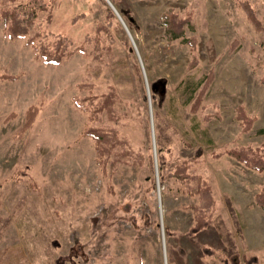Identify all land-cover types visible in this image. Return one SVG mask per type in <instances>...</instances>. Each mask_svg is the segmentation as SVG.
Masks as SVG:
<instances>
[{"label": "rangeland", "instance_id": "rangeland-1", "mask_svg": "<svg viewBox=\"0 0 264 264\" xmlns=\"http://www.w3.org/2000/svg\"><path fill=\"white\" fill-rule=\"evenodd\" d=\"M44 1L53 5L51 20L40 13L30 35L40 29L78 46L112 12L114 43L100 63L76 52L45 65L25 39H6L0 22V76L15 78L0 79V264H246L253 257L264 264V220L251 218L242 194L229 196L218 173L232 188H247L264 214L254 199L264 172L226 154L214 157L264 145V29L254 30L238 0H108L135 51L106 0ZM247 1L264 26V0ZM167 12L190 16L192 29H183L184 38H195L193 52L182 38L167 40ZM209 71L212 82L193 111ZM157 80L165 81L162 101L150 92ZM82 82L95 95L113 88L115 127L142 155L141 165L130 158L113 164L112 155L105 173L97 167L93 141L82 136L86 115L73 103L87 94L78 89ZM239 106L254 118L248 131L235 119ZM29 107L37 113L20 133ZM197 153L189 172L206 176L223 237L215 224L204 229L206 237L204 230L188 233L194 218L187 207L201 202L182 193L171 174Z\"/></svg>", "mask_w": 264, "mask_h": 264}, {"label": "trees", "instance_id": "trees-1", "mask_svg": "<svg viewBox=\"0 0 264 264\" xmlns=\"http://www.w3.org/2000/svg\"><path fill=\"white\" fill-rule=\"evenodd\" d=\"M239 7L244 11L246 18L253 26L256 32L264 29L261 21L255 16V11L252 5L247 0H238ZM52 3L44 0H0V22L3 25V35L8 40L25 39L26 44L30 45L36 60L47 65H59L62 60L72 53L89 54L97 63L101 62V56L104 51L110 52L114 43L113 36L110 32V26L114 15L108 12L106 15V23L98 24L93 35L86 36L83 44L72 47V42L67 36L53 35L44 33L40 29L30 35V27L35 24L40 13L45 14L46 22L51 20ZM131 21V18H129ZM162 23L165 26V33L168 41L182 38V43L189 46L193 52L195 50V38H184L185 25L191 29L190 16L178 18L175 14L167 12L162 16ZM238 44L234 40L231 47L234 48ZM87 45L91 48L88 50ZM72 47V49H70ZM197 63L193 56L191 67ZM0 79L13 80L14 76H0ZM213 73L209 71L206 75L197 96L192 102V109L196 111L202 101V97L212 82ZM164 80L153 81L150 85V92L153 96L163 100L164 95ZM264 83V78H263ZM78 89L85 91L87 94L83 97H74L73 103L79 108L87 118V122L82 130V136L88 137L93 141L95 152V163L98 168L105 173L108 160L112 155L115 158L112 163L115 164L121 159L130 158L138 165L142 164V155L135 153L128 145L126 139L119 136V130L115 127L119 120V116L114 110V104L117 101V96L113 88L105 94H93L94 86L91 83H79ZM37 113L35 107H29L25 112V123L20 129V133L27 130ZM102 116L105 117V122H102ZM235 119L240 121L243 131H248L254 121L253 117L245 114L243 107L239 106L236 109ZM97 124V125H96ZM259 133L264 135V129ZM160 136H157L159 143ZM226 154L233 157L236 161L243 164L245 167L254 170L258 173L264 172V145L260 148H229L214 155L218 158ZM201 154L197 153L192 160L183 161L173 168L171 176L180 183V191L189 196H197L200 205H189L187 208L193 212V225L189 229V235H195L204 230L207 226L217 224L213 219L215 201L212 196L210 185L202 178L200 174H191L189 170L195 162L199 161ZM17 173L22 174L21 171ZM33 185V184H32ZM256 204L264 210V188H262L254 197ZM228 209L231 215L234 216V210L228 203ZM217 231L223 237V230L219 225H216ZM225 237V236H224ZM206 250V249H205ZM255 258L246 260V264H253Z\"/></svg>", "mask_w": 264, "mask_h": 264}, {"label": "crops", "instance_id": "crops-1", "mask_svg": "<svg viewBox=\"0 0 264 264\" xmlns=\"http://www.w3.org/2000/svg\"><path fill=\"white\" fill-rule=\"evenodd\" d=\"M218 173H219V177L222 176V183L224 184L223 187L225 188V186H226V188L228 190L226 188L225 189L227 191H229V194H230L229 196H231V198L233 199L235 197V195L239 196V195L242 194V196H243L242 199L244 201H246V203L248 204V206L251 208V210L253 212V213H251L252 214L251 218H253L255 220H258V221L264 220V214L257 207L253 206L252 197L249 195L250 191L247 188L243 189V186H241V184L239 186H236V187L232 188V186L230 185L231 183L228 182L224 178L223 174L221 172H218ZM204 179L206 180V176H205ZM220 182H221V180H220ZM249 227H253V225H251V223H250ZM255 227L259 228L260 226H259V224L258 225L255 224ZM201 233L206 237V230L202 231ZM201 233H199V234H201ZM244 235H246L245 243H247L246 244L247 245V249L249 247L252 249L251 246H253V244H254L255 235H254V237L250 235V229H248L247 233L244 234ZM254 250H258V249H254Z\"/></svg>", "mask_w": 264, "mask_h": 264}, {"label": "water", "instance_id": "water-1", "mask_svg": "<svg viewBox=\"0 0 264 264\" xmlns=\"http://www.w3.org/2000/svg\"><path fill=\"white\" fill-rule=\"evenodd\" d=\"M106 1L108 2L109 6L112 8V10L116 13V15L118 16V18L121 20L120 16L117 14V12H116V10L114 9V7L112 6V4H111L108 0H106ZM121 22H122V24H123V26H124L126 32L128 33V35H129V37H130V40H131V42H132V44H133L132 38H131V36H130V34H129V31H128L127 27L125 26V24H124V22H123L122 20H121ZM133 47H134V44H133ZM134 50L136 51L135 47H134ZM147 94H148L147 99L149 100V90H148V87H147ZM151 132H152V135H153L152 124H151ZM155 162H156V161H155Z\"/></svg>", "mask_w": 264, "mask_h": 264}, {"label": "bare ground", "instance_id": "bare-ground-1", "mask_svg": "<svg viewBox=\"0 0 264 264\" xmlns=\"http://www.w3.org/2000/svg\"><path fill=\"white\" fill-rule=\"evenodd\" d=\"M118 14V13H117ZM119 15V14H118Z\"/></svg>", "mask_w": 264, "mask_h": 264}]
</instances>
